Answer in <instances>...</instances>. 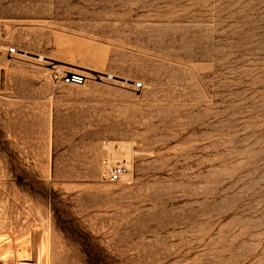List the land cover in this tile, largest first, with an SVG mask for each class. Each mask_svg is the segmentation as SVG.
<instances>
[{
  "label": "rangeland",
  "instance_id": "1",
  "mask_svg": "<svg viewBox=\"0 0 264 264\" xmlns=\"http://www.w3.org/2000/svg\"><path fill=\"white\" fill-rule=\"evenodd\" d=\"M14 263L264 264V0H0Z\"/></svg>",
  "mask_w": 264,
  "mask_h": 264
},
{
  "label": "built area",
  "instance_id": "2",
  "mask_svg": "<svg viewBox=\"0 0 264 264\" xmlns=\"http://www.w3.org/2000/svg\"><path fill=\"white\" fill-rule=\"evenodd\" d=\"M9 52H15L14 48H9ZM32 58L37 62H44L47 64H51V74L50 78L52 81H59L62 84H81L84 81V75L81 72L75 70H62L58 68V65L53 64L50 61H47L45 57L41 55H34ZM136 87H140V83H134ZM100 175L102 179L107 183H114L120 177H122L127 169L121 164H110L107 160L103 159L99 165Z\"/></svg>",
  "mask_w": 264,
  "mask_h": 264
},
{
  "label": "bare ground",
  "instance_id": "3",
  "mask_svg": "<svg viewBox=\"0 0 264 264\" xmlns=\"http://www.w3.org/2000/svg\"><path fill=\"white\" fill-rule=\"evenodd\" d=\"M4 260V259H3ZM10 260V259H9ZM15 264V263H14Z\"/></svg>",
  "mask_w": 264,
  "mask_h": 264
}]
</instances>
